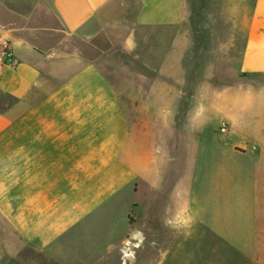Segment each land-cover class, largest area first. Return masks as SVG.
<instances>
[{
    "label": "crops",
    "instance_id": "1",
    "mask_svg": "<svg viewBox=\"0 0 264 264\" xmlns=\"http://www.w3.org/2000/svg\"><path fill=\"white\" fill-rule=\"evenodd\" d=\"M128 1L0 0V52L8 47L15 54L12 62H0V264H32L30 256L50 264H125L132 257L124 255L129 242L135 247L131 264H222L236 255L229 224L197 221L199 210L190 205L195 190L187 187L180 158L185 138L178 137L173 153L166 149L171 105H187L195 91L176 95L154 75L167 68L189 70L179 78L198 85L209 68L203 53L211 51L203 37L218 28L213 22L224 21L204 14L201 1L197 9L196 0H141L148 30H162V45L152 47L161 60H147L142 76L131 66L137 53L133 37L115 47L119 60L108 63L106 54L90 58L94 35L88 26L106 23L115 6ZM226 24L239 32L234 20ZM117 27L104 28V35L120 34ZM242 34L243 92L264 103V0H254ZM201 97L203 106L213 101L212 94ZM154 110L162 113L155 151ZM209 113L201 111L197 124L213 133L217 118ZM250 114L233 112L222 131ZM253 117L260 119L261 136L251 159L264 162V109ZM250 210L259 209H240L246 221ZM218 213L212 208L200 216ZM152 246L157 253L146 252Z\"/></svg>",
    "mask_w": 264,
    "mask_h": 264
},
{
    "label": "rangeland",
    "instance_id": "2",
    "mask_svg": "<svg viewBox=\"0 0 264 264\" xmlns=\"http://www.w3.org/2000/svg\"><path fill=\"white\" fill-rule=\"evenodd\" d=\"M196 1L197 9L200 7L198 4L201 1L204 14L218 15L224 23L213 22L215 26L218 24V28H215L217 31L215 32L214 29L213 32H210L209 37L205 35L203 37V46L209 47L211 51L203 53V63L206 66L209 65V68L203 70L205 75H202L198 85L190 87L187 79L179 78L180 75L182 77L185 74L189 75V70L167 68L160 71V75L158 70L154 71L156 79L161 78L158 83L165 85L167 91H172L176 95L181 91L193 94V91H186L188 88L195 91L194 99L187 105L183 103H174L176 104L174 107L171 105V128L167 129V134H165L166 149L173 153L178 137L185 138L186 149L183 150L180 157L181 170L187 175V187H193L195 190V196L189 199L190 205L199 210L197 221L229 224L232 229H230L229 237L235 243L233 248L236 255L229 257L222 264H244L245 262L243 263L240 259L238 251L252 260L253 264H264V194H260L264 191V162L262 160L256 162L251 159L256 153L254 150L255 138L261 136L258 133L261 129L258 126L260 119L257 120L253 115L264 109V103L259 100L247 99L243 92L242 77L238 76L241 59V53L238 51L242 48L243 42L242 26L252 14L254 0ZM216 3L217 7H215ZM208 6H213L215 9L210 10ZM143 10L141 0H129L125 4L115 6L106 23L102 24L96 20L89 25L87 29L94 35L90 58L97 60L101 54H106L108 63L119 60L120 55L116 52L115 47L121 46L130 37H133L137 49L135 59H138L139 63L133 58L134 63L131 68L133 72L145 76L147 60H154L156 65L161 60L162 55L155 53L156 48L152 47L162 45V30L160 28L158 33H153L152 29L148 30L142 16ZM125 17H128L130 22H121ZM228 20H234L236 26L240 27L239 32L227 28ZM121 24L123 25L121 26ZM115 25L122 32L118 35L114 34L112 38L105 36L104 28ZM149 33L151 34L150 42H148ZM236 33L240 34L239 38L235 37ZM153 37L155 39H152ZM127 58L129 59L131 56L129 55ZM125 72L128 73V71ZM205 94H212L213 101L207 102L203 106L201 96ZM210 110L217 118L218 127L213 133L207 131L209 126L206 128L197 124L199 113L205 111L206 115L210 116ZM242 111L251 114L247 115L244 120H236L237 126L231 130V127L227 126L224 127L225 131H222L223 122L233 112L242 114ZM161 114L154 110L150 118V141L153 151L156 150L157 136H159L162 127L157 123V120H161ZM183 115H186V118L180 120V116ZM227 148L232 150H227ZM213 156H218L220 159L225 157L230 162L226 165L218 164V162L210 160ZM257 177L260 178L257 179ZM260 179L263 180V183L259 182ZM190 205L188 204V206ZM245 207L259 209L257 212L250 210L252 213L249 221H246L247 216L240 211ZM212 208H216L220 212L217 217L200 216L201 212L206 213V210ZM226 210L229 211L228 216H226L228 212ZM250 240L259 242V244L247 245ZM134 250L135 247L129 242L125 246L124 255L132 256L135 259ZM148 250L157 253L159 249L152 246L146 247V252H149ZM132 257L125 258V264H131ZM30 261L32 264H50L42 257L30 256ZM105 264L119 263L113 259L112 262ZM192 264H196L195 260Z\"/></svg>",
    "mask_w": 264,
    "mask_h": 264
},
{
    "label": "built area",
    "instance_id": "3",
    "mask_svg": "<svg viewBox=\"0 0 264 264\" xmlns=\"http://www.w3.org/2000/svg\"><path fill=\"white\" fill-rule=\"evenodd\" d=\"M15 59V54L12 49L6 47L0 52V62L9 63Z\"/></svg>",
    "mask_w": 264,
    "mask_h": 264
},
{
    "label": "water",
    "instance_id": "4",
    "mask_svg": "<svg viewBox=\"0 0 264 264\" xmlns=\"http://www.w3.org/2000/svg\"><path fill=\"white\" fill-rule=\"evenodd\" d=\"M134 258L132 257V260H133Z\"/></svg>",
    "mask_w": 264,
    "mask_h": 264
}]
</instances>
